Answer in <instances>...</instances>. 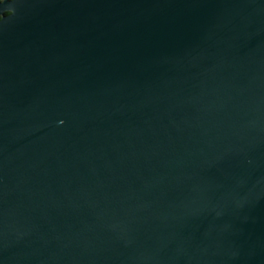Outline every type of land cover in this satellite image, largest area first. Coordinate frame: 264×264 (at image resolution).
<instances>
[{
	"label": "water",
	"instance_id": "95a60500",
	"mask_svg": "<svg viewBox=\"0 0 264 264\" xmlns=\"http://www.w3.org/2000/svg\"><path fill=\"white\" fill-rule=\"evenodd\" d=\"M0 264H264V0H0Z\"/></svg>",
	"mask_w": 264,
	"mask_h": 264
}]
</instances>
